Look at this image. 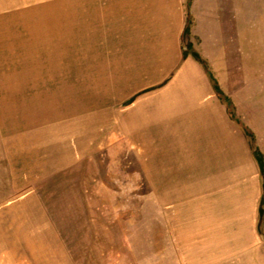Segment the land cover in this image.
I'll use <instances>...</instances> for the list:
<instances>
[{
	"label": "rangeland",
	"instance_id": "obj_1",
	"mask_svg": "<svg viewBox=\"0 0 264 264\" xmlns=\"http://www.w3.org/2000/svg\"><path fill=\"white\" fill-rule=\"evenodd\" d=\"M4 1L0 4V264H264V218L260 222L257 212L264 189L256 161L247 164L245 179L227 182L225 190L229 203L245 202V226L241 214L235 228L231 221L221 231L209 229L205 238L185 237L180 212L200 202L214 205L218 197L208 199L198 186L188 192H199L201 197L175 195L174 183H185L157 180L154 150L122 147L107 132L97 134L96 142L90 135L79 154V140L72 134L78 119L77 78L58 88L33 85L44 72L45 61L39 56L21 60L19 54L29 52L32 14L56 5ZM186 1L192 7L194 0ZM196 4L199 33L207 30L217 40L221 30L222 44L208 41L212 38L207 34V41L195 38L208 47L214 60L210 67L191 43L189 7L187 53L198 54L219 77L230 100V108L224 101L228 111L234 112L241 130L252 132L254 144L264 154V0H196ZM12 51L19 52L17 59ZM22 72L29 73L27 78L21 77ZM5 80L15 90L9 87L5 93ZM53 93L65 100L36 99ZM63 109H70L68 117ZM246 139L247 155L254 158L251 138ZM31 199L47 207L62 244L33 243L16 222L22 214L6 208ZM217 232L223 236L217 237Z\"/></svg>",
	"mask_w": 264,
	"mask_h": 264
},
{
	"label": "crops",
	"instance_id": "obj_2",
	"mask_svg": "<svg viewBox=\"0 0 264 264\" xmlns=\"http://www.w3.org/2000/svg\"><path fill=\"white\" fill-rule=\"evenodd\" d=\"M56 1L32 2L56 7L32 14L29 52L11 54L13 59L18 58V53L21 60L31 61L37 56L44 59V72H40L33 85L58 88L70 83L73 76L77 78L74 83L78 84V119L72 134L79 140V154L86 148L90 135L91 141L96 142L97 134L107 132L111 141H120L122 147L154 150L157 180L185 183L181 187L174 183L175 195L201 197L199 192H188L198 186L200 191L205 190L208 199L217 196L214 205L203 206L200 202L180 212L181 233L185 237L205 238L209 229L221 231L231 221L234 228L240 222L245 226V202L242 206L235 201L229 203L225 190L227 182L245 179L247 164L254 163L255 158L247 155L245 131L232 119L215 90L213 78L225 92L222 81L192 53H187L184 39L189 7L193 17L191 43L210 67L214 60L208 47L197 44L195 38L207 41L210 36L212 40L208 41L222 44L221 30L216 34L217 40L207 30L199 33L196 0L192 7L186 0ZM1 3L5 1L0 0ZM16 41L6 42L20 44ZM74 69L77 73H72ZM28 75L22 72L21 77ZM5 82L8 93L11 81ZM36 99L65 100L63 95L54 93ZM103 100L99 105L98 101ZM69 110L63 109L66 117ZM257 166L260 172L258 163ZM186 181L191 183L187 185ZM263 197L257 211L260 222ZM227 206H231L230 213ZM6 208L22 214L16 222L28 231L33 243L62 244L47 207L31 199L30 203ZM217 234L223 236L222 232Z\"/></svg>",
	"mask_w": 264,
	"mask_h": 264
},
{
	"label": "trees",
	"instance_id": "obj_3",
	"mask_svg": "<svg viewBox=\"0 0 264 264\" xmlns=\"http://www.w3.org/2000/svg\"><path fill=\"white\" fill-rule=\"evenodd\" d=\"M189 34H190V23H189V25H187L186 30H185V35L188 36ZM194 56L198 61L203 63V60H201V58L198 54H195ZM213 83H214L216 92L221 96L222 100L225 102H228V104H229L230 103L229 98H227V96L223 93V91L221 90L220 86L218 85L217 81L214 78H213ZM229 108H230V104H229ZM232 112L233 111H230V109H229V113L231 114L232 119L236 120L234 112L233 113ZM244 129H245L246 137L251 138V149L253 151L254 158L257 161L259 168H260L261 176L263 179V189H264V154L254 144L255 143L254 142V135L252 134V132L247 128H244ZM260 216H261V220H262L264 218V198L262 200V205H261V209H260Z\"/></svg>",
	"mask_w": 264,
	"mask_h": 264
}]
</instances>
